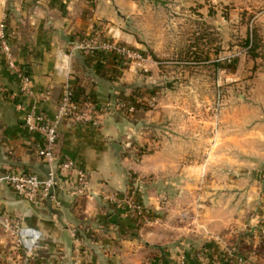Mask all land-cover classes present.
<instances>
[{
  "label": "crops",
  "instance_id": "0c3cea01",
  "mask_svg": "<svg viewBox=\"0 0 264 264\" xmlns=\"http://www.w3.org/2000/svg\"><path fill=\"white\" fill-rule=\"evenodd\" d=\"M137 3L0 0V22L7 23L16 62L32 75L34 91L33 96L19 94V80L7 68L0 50V173H48L47 162L37 154L46 139L27 128L25 111L18 104L26 110L36 105L54 116L62 93L71 87L81 100L104 103L121 95L136 107L133 112L112 109L103 114L100 126L73 124L67 119L60 123L56 155L71 158L77 168L90 173L89 193L71 197L60 192L59 204L49 199L32 202L10 185H0V215L18 218L42 232L26 262L13 236L0 224V264H74L79 242L73 237V228L83 234L78 233L84 249L78 256L81 264H179L182 253L189 264H196L200 251L224 257L231 248L254 258L255 250L245 245L256 246L260 241L259 182L264 172L245 173L241 166L236 169L225 162H212V137L204 144V139L193 135L189 140L176 136L175 146L190 145L196 150L174 159L163 149L141 157L130 155L137 147L136 137L167 115L163 108L153 111L147 105V88L136 90L138 85L160 81L156 62L120 25L125 15L134 21ZM99 32L139 49L146 57L148 71L122 65L114 54L76 48ZM152 69L154 74L150 75ZM199 146L208 149L205 156ZM172 161L175 167L170 172ZM260 164L264 170V160ZM150 175L158 177L156 184L145 179ZM154 184L159 185L157 190ZM102 192L117 193L123 201L108 202ZM156 192H169L174 197H159ZM126 197L155 211L157 217L138 219L130 212Z\"/></svg>",
  "mask_w": 264,
  "mask_h": 264
},
{
  "label": "rangeland",
  "instance_id": "374dc122",
  "mask_svg": "<svg viewBox=\"0 0 264 264\" xmlns=\"http://www.w3.org/2000/svg\"><path fill=\"white\" fill-rule=\"evenodd\" d=\"M137 1L134 21L125 15L120 25L156 62L160 81L138 85L136 90L147 88V105L153 111L163 108L167 115L136 137L139 141L130 155L141 157L163 149L174 159L196 150L190 145L175 146L180 136L189 140L193 135L204 139L203 143L212 137V162H225L236 169L241 166L245 173L264 172L260 164L264 160V0ZM254 46L256 57L251 52ZM167 81L174 85L168 87ZM198 150L205 156L208 149L199 146ZM174 167L173 161L168 164L170 172ZM261 176L260 241L256 246L245 245L255 250L254 258H249L251 264H264V174ZM154 177L145 179L156 184L158 177ZM155 184L152 187L157 190ZM155 195L174 197L169 192ZM130 199L135 200L126 197ZM147 216L151 220L157 214L149 209ZM175 219L173 215L171 220Z\"/></svg>",
  "mask_w": 264,
  "mask_h": 264
},
{
  "label": "built area",
  "instance_id": "2783aa9c",
  "mask_svg": "<svg viewBox=\"0 0 264 264\" xmlns=\"http://www.w3.org/2000/svg\"><path fill=\"white\" fill-rule=\"evenodd\" d=\"M76 48L87 53L114 54L119 58L122 65H136L141 67L142 71H148L144 66L146 58L139 49L120 42L114 37L110 38L102 32L79 42ZM0 50L7 68L19 80V94L21 96H33L32 75L16 62L10 33L5 21L0 22ZM18 108L25 111L24 123L27 128L32 132L37 131L44 135L47 143L38 149L37 154L47 162L49 169L46 176L26 171H6L0 173V185H10L18 194L32 202L49 199L58 204L60 203V192L71 197H77L89 193L91 189V175L88 171L77 168L71 158L59 159L56 155V141L60 123L67 119L73 124L84 123L100 126L103 114L112 109L127 112H133L136 109L128 99L109 100L104 103L81 100L71 87L66 88L62 93L54 116L46 114L36 105L26 110L23 104H18ZM102 196L104 200L112 203L123 201V198L117 193L102 192ZM127 205L130 212L138 219L149 220L147 210L141 203L130 199ZM0 224L5 232L13 236L17 247L28 262L38 246L42 232L35 227L24 225L21 220L13 216L3 217L0 215ZM72 234L76 242H79L75 247L77 257L74 264H81L78 256L84 252L82 239L79 237L76 228H73ZM196 257V264H251L245 254L238 253L236 249L232 248L227 251L224 257L212 256L206 250L198 252ZM188 262L189 258L185 253H182L179 264H189Z\"/></svg>",
  "mask_w": 264,
  "mask_h": 264
},
{
  "label": "trees",
  "instance_id": "16d2710c",
  "mask_svg": "<svg viewBox=\"0 0 264 264\" xmlns=\"http://www.w3.org/2000/svg\"><path fill=\"white\" fill-rule=\"evenodd\" d=\"M250 42H251V40H248L247 41V44L248 45H250ZM257 48V46H254L253 48L251 47V52L252 53H254L253 55L256 57V54H255V49ZM74 92H76V94H77V91L74 89ZM112 101H114V100H116L115 98L114 99H111ZM78 233L81 235V236H83V234H82V231L80 230V229H78ZM238 251V253H239V250H237Z\"/></svg>",
  "mask_w": 264,
  "mask_h": 264
},
{
  "label": "water",
  "instance_id": "95a60500",
  "mask_svg": "<svg viewBox=\"0 0 264 264\" xmlns=\"http://www.w3.org/2000/svg\"><path fill=\"white\" fill-rule=\"evenodd\" d=\"M156 2L160 1V0H155ZM162 1V0H161ZM172 85H174V81H167V86L171 87Z\"/></svg>",
  "mask_w": 264,
  "mask_h": 264
}]
</instances>
